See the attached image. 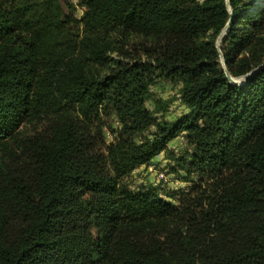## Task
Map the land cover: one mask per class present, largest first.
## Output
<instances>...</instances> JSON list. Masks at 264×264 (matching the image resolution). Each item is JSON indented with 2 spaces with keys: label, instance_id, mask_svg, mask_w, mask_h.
Here are the masks:
<instances>
[{
  "label": "trees",
  "instance_id": "trees-1",
  "mask_svg": "<svg viewBox=\"0 0 264 264\" xmlns=\"http://www.w3.org/2000/svg\"><path fill=\"white\" fill-rule=\"evenodd\" d=\"M78 7L0 0V264H264V0ZM159 155L187 192L128 187Z\"/></svg>",
  "mask_w": 264,
  "mask_h": 264
},
{
  "label": "rangeland",
  "instance_id": "rangeland-1",
  "mask_svg": "<svg viewBox=\"0 0 264 264\" xmlns=\"http://www.w3.org/2000/svg\"><path fill=\"white\" fill-rule=\"evenodd\" d=\"M79 0H61V5L65 13H67V7L69 5L74 7V16L78 19L82 11L78 7ZM259 3H256V5ZM224 33L220 36L223 37ZM221 40V39H220ZM220 41H217L219 47ZM220 62L223 64L222 58ZM235 84L241 86L242 80H235ZM178 87L172 83L164 80H158L149 89V99L146 103L148 111L157 113L156 115L167 121H174L185 113L184 107L179 101ZM162 102L164 108L157 107L156 102ZM110 141L109 135L106 138ZM176 155L186 150V146L182 138H177L171 142L169 147ZM170 161L165 158L164 155H159L154 158L149 164L142 165L136 168L130 176L127 178L126 183L132 190H136L141 187L157 186L168 196H179L181 193H185L191 187V183L185 181V175L183 173H172L170 171ZM196 177H193L191 181H195ZM168 200L172 203H176L174 197H169Z\"/></svg>",
  "mask_w": 264,
  "mask_h": 264
},
{
  "label": "water",
  "instance_id": "water-1",
  "mask_svg": "<svg viewBox=\"0 0 264 264\" xmlns=\"http://www.w3.org/2000/svg\"><path fill=\"white\" fill-rule=\"evenodd\" d=\"M231 19H232V18L230 17L227 26H229V25L231 24ZM257 71H258V70H255L254 72H252L250 75L244 77L243 79H239V80H242V81H243V84H242V85H244L245 82L249 80L250 76H252V75H253L254 73H256ZM226 77H227V79H228L230 82H232L233 84L236 83L235 80L231 79L230 76H229L227 73H226Z\"/></svg>",
  "mask_w": 264,
  "mask_h": 264
},
{
  "label": "bare ground",
  "instance_id": "bare-ground-1",
  "mask_svg": "<svg viewBox=\"0 0 264 264\" xmlns=\"http://www.w3.org/2000/svg\"><path fill=\"white\" fill-rule=\"evenodd\" d=\"M259 5V4H258Z\"/></svg>",
  "mask_w": 264,
  "mask_h": 264
}]
</instances>
